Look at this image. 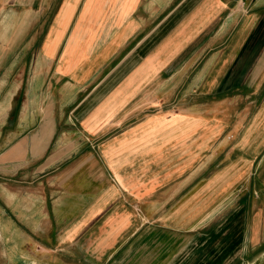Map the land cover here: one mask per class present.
<instances>
[{
	"label": "crops",
	"instance_id": "1",
	"mask_svg": "<svg viewBox=\"0 0 264 264\" xmlns=\"http://www.w3.org/2000/svg\"><path fill=\"white\" fill-rule=\"evenodd\" d=\"M0 264H264V0H0Z\"/></svg>",
	"mask_w": 264,
	"mask_h": 264
},
{
	"label": "rangeland",
	"instance_id": "2",
	"mask_svg": "<svg viewBox=\"0 0 264 264\" xmlns=\"http://www.w3.org/2000/svg\"><path fill=\"white\" fill-rule=\"evenodd\" d=\"M46 7V6H45ZM42 11V10H41ZM235 238L233 237V235H232V238H231V242H233V240H234ZM237 242V241H236Z\"/></svg>",
	"mask_w": 264,
	"mask_h": 264
}]
</instances>
